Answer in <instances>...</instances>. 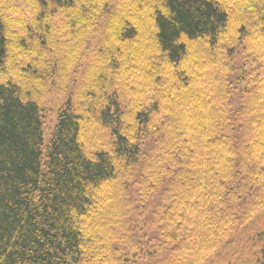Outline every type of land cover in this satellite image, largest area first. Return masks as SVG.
Masks as SVG:
<instances>
[{"label":"trees","instance_id":"1","mask_svg":"<svg viewBox=\"0 0 264 264\" xmlns=\"http://www.w3.org/2000/svg\"><path fill=\"white\" fill-rule=\"evenodd\" d=\"M49 7L0 13V264H264V0Z\"/></svg>","mask_w":264,"mask_h":264},{"label":"rangeland","instance_id":"2","mask_svg":"<svg viewBox=\"0 0 264 264\" xmlns=\"http://www.w3.org/2000/svg\"><path fill=\"white\" fill-rule=\"evenodd\" d=\"M50 1L51 0H0V13L2 22L4 24V28L9 33L11 32L13 34L11 38L12 43H21L24 48L25 46H27L25 48L26 51L27 49H32V47L36 48L35 46L38 44L37 40H39V36L42 33V30L39 27L42 26L44 28L46 25L49 26V22L43 18V16H45L43 11H45V9H52V7H49ZM60 19L61 18H56L55 20H53L52 24L55 28H58ZM55 36L57 40L60 37L58 34H56ZM228 36H230V34H228ZM18 51L19 49L17 50L15 48L7 49L8 61L4 62L1 69V73L5 75V79H11L16 75H19L21 65L25 67L29 64V59H24L25 53L23 51ZM218 52L219 51H216L215 56L220 54ZM19 55L21 58H19ZM31 57L34 58L35 56L32 55ZM20 63L22 64L20 65ZM207 70L208 69H206V71ZM203 72L206 73L205 71ZM232 83H235L234 79H232ZM53 85V88L55 89L56 84L54 82ZM53 98L54 94L52 95V97L48 98L49 101H47L45 97L41 98L40 101V105L43 109L42 113L43 125L45 130V142H47L49 134L53 130V127L56 123L57 108L66 101L67 97L64 95H60L58 97V106L55 105V102L51 101L53 100ZM130 190L132 192V199L135 201V198L137 196L136 191L134 188L132 189L131 186ZM149 208L150 207H148V209ZM146 216L147 219L149 217V210ZM143 221L144 220L142 219L141 223H143ZM145 229L146 227L144 228V230ZM137 235L140 236V233H138Z\"/></svg>","mask_w":264,"mask_h":264}]
</instances>
